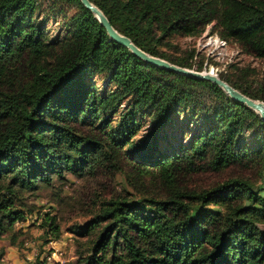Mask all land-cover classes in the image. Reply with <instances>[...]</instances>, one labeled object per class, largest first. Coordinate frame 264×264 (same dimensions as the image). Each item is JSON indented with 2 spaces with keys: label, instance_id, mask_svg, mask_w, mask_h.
I'll list each match as a JSON object with an SVG mask.
<instances>
[{
  "label": "trees",
  "instance_id": "16d2710c",
  "mask_svg": "<svg viewBox=\"0 0 264 264\" xmlns=\"http://www.w3.org/2000/svg\"><path fill=\"white\" fill-rule=\"evenodd\" d=\"M45 1L77 9L63 42L47 41L34 21ZM87 1L137 49L180 68L191 70L160 47L173 37L199 36L212 22L221 40L264 59V0ZM102 73L113 89L99 95L91 79ZM216 77L264 105V75L255 88ZM196 91L219 102L203 115L207 128L177 154L165 153L160 147L172 117L200 104ZM123 100L126 107L111 128L108 115ZM142 116L148 130L131 141ZM248 127H255L253 148L243 138ZM93 160L134 181L150 174L161 189L159 197L101 204L91 225L105 227L82 264H264V231L258 228L264 227V120L213 83L146 64L108 41L78 0H0V232L21 214L12 206L15 186L47 184L52 174L87 170ZM243 166L255 170L260 187L236 177L200 190L185 185L201 167L220 172ZM209 205L225 212L212 214ZM43 224L56 240L54 217L44 215Z\"/></svg>",
  "mask_w": 264,
  "mask_h": 264
},
{
  "label": "rangeland",
  "instance_id": "374dc122",
  "mask_svg": "<svg viewBox=\"0 0 264 264\" xmlns=\"http://www.w3.org/2000/svg\"><path fill=\"white\" fill-rule=\"evenodd\" d=\"M76 13L74 6H53L45 1L36 11L34 21L43 27L47 41L59 43L64 41L69 19ZM216 39L224 41V45L216 43ZM159 50L172 59L186 60L193 71L211 72L250 88L258 87L264 75V59L246 54L232 40H221L214 22L207 25L199 36L168 39ZM191 51L193 57L189 59ZM91 82L99 95L104 89H113L110 85L106 87L105 73L94 76ZM196 93L201 97L199 105L179 109L173 115L167 139L160 147L165 153L177 154L179 146H186L193 135L207 128L203 115L219 102L208 92ZM125 107L123 100L108 115L111 128H114ZM147 130V117L142 116L138 119V129L131 141L142 138ZM254 130L255 127H248L243 133L248 148L256 145L252 139ZM102 132L106 134L109 131L105 129ZM93 133L96 138L101 135L99 131ZM103 141L99 143L103 144ZM93 163L91 168L80 172L62 170L60 175L52 174L47 184L38 182L29 188L14 187L12 206L21 214L6 222L0 232V264H82L105 227L104 223L91 225L101 204L115 198L138 202L142 197H159L161 188L150 174L138 176L134 181L123 174L108 172L98 160H93ZM198 172L185 183L187 187L205 189L233 177L246 180L254 189L260 187L255 170L249 167H228L220 172L201 167ZM206 209L221 216L225 212L219 205H209ZM44 215L54 217L59 227L56 240H51L46 234ZM86 227L88 230L83 232ZM258 228L264 231V227Z\"/></svg>",
  "mask_w": 264,
  "mask_h": 264
},
{
  "label": "water",
  "instance_id": "95a60500",
  "mask_svg": "<svg viewBox=\"0 0 264 264\" xmlns=\"http://www.w3.org/2000/svg\"><path fill=\"white\" fill-rule=\"evenodd\" d=\"M78 1L82 5V7L86 9L94 17V19L97 21L99 26L104 29L108 37V41H112L113 43L126 48L132 56L136 57L137 59L141 60L146 64L155 66L157 68L175 74L187 76L196 80L213 83L214 85L219 87L222 90V92L225 93L232 101L243 104L245 107L255 112L260 117V119L264 120V105L261 102L253 101L244 97L243 95L232 89L230 86L219 80L211 72H195L192 70L180 68L175 65L169 64L168 62L163 61L159 58L152 57L143 53L135 46H133L126 37L119 35L116 31H114L110 27L108 21L105 19V17L101 14V12L97 8L91 5L87 0H78Z\"/></svg>",
  "mask_w": 264,
  "mask_h": 264
},
{
  "label": "built area",
  "instance_id": "2783aa9c",
  "mask_svg": "<svg viewBox=\"0 0 264 264\" xmlns=\"http://www.w3.org/2000/svg\"><path fill=\"white\" fill-rule=\"evenodd\" d=\"M216 43H218L219 45H224V41H220V40L217 41V39H216Z\"/></svg>",
  "mask_w": 264,
  "mask_h": 264
}]
</instances>
